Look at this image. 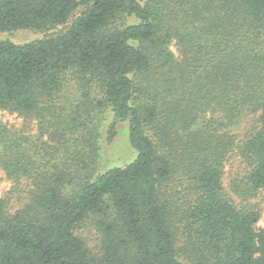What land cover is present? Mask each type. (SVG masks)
Here are the masks:
<instances>
[{
  "label": "trees",
  "instance_id": "16d2710c",
  "mask_svg": "<svg viewBox=\"0 0 264 264\" xmlns=\"http://www.w3.org/2000/svg\"><path fill=\"white\" fill-rule=\"evenodd\" d=\"M17 30L42 36L0 40L25 120H0V264H264V0H0ZM120 123L137 156L99 173Z\"/></svg>",
  "mask_w": 264,
  "mask_h": 264
},
{
  "label": "rangeland",
  "instance_id": "374dc122",
  "mask_svg": "<svg viewBox=\"0 0 264 264\" xmlns=\"http://www.w3.org/2000/svg\"><path fill=\"white\" fill-rule=\"evenodd\" d=\"M41 36L42 33L33 30L0 32V40L11 39L17 43L31 41L40 38ZM172 50L176 54L178 53L176 44H172ZM0 120L16 128H23L25 126V120L22 116L6 110L0 109ZM117 128V134L111 141L107 139L106 133H104L101 138V151L98 168L99 173H102L108 168L123 166L127 163H130L137 156V151L129 141L127 124L120 123ZM27 131L31 134L34 133L36 131V123H31ZM238 167H241L239 156H236L227 162L226 176L224 178L225 185H228L232 176L231 174L237 171ZM12 184L13 183L6 177L5 173L0 170V197H5L8 195L9 191L12 189ZM12 202L15 204L17 203V201L14 199ZM254 202L259 207V209H261V218L256 225L258 229L264 227V191L256 199H254ZM82 233L84 237H86L89 246L94 250H97L100 244L99 234L94 229H92V227L85 228Z\"/></svg>",
  "mask_w": 264,
  "mask_h": 264
}]
</instances>
